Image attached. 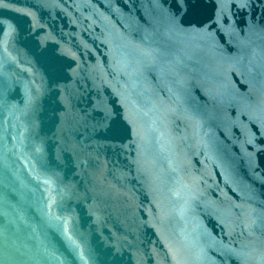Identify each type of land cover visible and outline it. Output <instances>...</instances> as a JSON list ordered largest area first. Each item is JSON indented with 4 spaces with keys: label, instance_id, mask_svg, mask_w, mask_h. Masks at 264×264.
<instances>
[{
    "label": "water",
    "instance_id": "1",
    "mask_svg": "<svg viewBox=\"0 0 264 264\" xmlns=\"http://www.w3.org/2000/svg\"><path fill=\"white\" fill-rule=\"evenodd\" d=\"M0 0V264H264V0Z\"/></svg>",
    "mask_w": 264,
    "mask_h": 264
},
{
    "label": "snow or ice",
    "instance_id": "2",
    "mask_svg": "<svg viewBox=\"0 0 264 264\" xmlns=\"http://www.w3.org/2000/svg\"><path fill=\"white\" fill-rule=\"evenodd\" d=\"M247 0H241V7L246 6Z\"/></svg>",
    "mask_w": 264,
    "mask_h": 264
}]
</instances>
